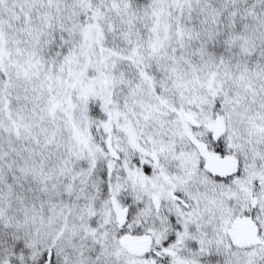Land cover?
<instances>
[{
  "label": "snow or ice",
  "instance_id": "1",
  "mask_svg": "<svg viewBox=\"0 0 264 264\" xmlns=\"http://www.w3.org/2000/svg\"><path fill=\"white\" fill-rule=\"evenodd\" d=\"M0 264H264V0H0Z\"/></svg>",
  "mask_w": 264,
  "mask_h": 264
}]
</instances>
